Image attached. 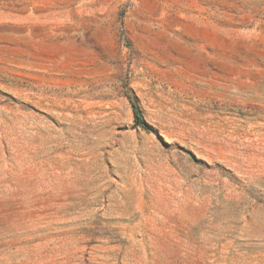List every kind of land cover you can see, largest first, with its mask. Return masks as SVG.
<instances>
[{
	"label": "rangeland",
	"instance_id": "1",
	"mask_svg": "<svg viewBox=\"0 0 264 264\" xmlns=\"http://www.w3.org/2000/svg\"><path fill=\"white\" fill-rule=\"evenodd\" d=\"M0 264H264V0H0Z\"/></svg>",
	"mask_w": 264,
	"mask_h": 264
},
{
	"label": "trees",
	"instance_id": "2",
	"mask_svg": "<svg viewBox=\"0 0 264 264\" xmlns=\"http://www.w3.org/2000/svg\"><path fill=\"white\" fill-rule=\"evenodd\" d=\"M125 94L131 107L133 124L145 129L148 124L141 113L136 97L128 89L125 90Z\"/></svg>",
	"mask_w": 264,
	"mask_h": 264
}]
</instances>
